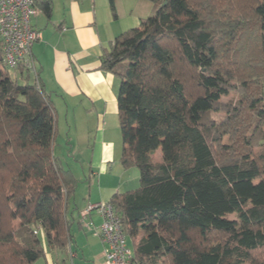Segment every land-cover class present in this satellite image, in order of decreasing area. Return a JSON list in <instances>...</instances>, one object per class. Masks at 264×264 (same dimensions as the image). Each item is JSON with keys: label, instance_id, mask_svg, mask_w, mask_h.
Returning <instances> with one entry per match:
<instances>
[{"label": "trees", "instance_id": "trees-1", "mask_svg": "<svg viewBox=\"0 0 264 264\" xmlns=\"http://www.w3.org/2000/svg\"><path fill=\"white\" fill-rule=\"evenodd\" d=\"M150 1L153 14L101 56L120 80L121 165L140 170L139 187L107 202L137 264H264V0ZM9 68L0 38V264H34L41 235L70 242L78 180L54 153L40 79Z\"/></svg>", "mask_w": 264, "mask_h": 264}, {"label": "crops", "instance_id": "crops-1", "mask_svg": "<svg viewBox=\"0 0 264 264\" xmlns=\"http://www.w3.org/2000/svg\"><path fill=\"white\" fill-rule=\"evenodd\" d=\"M49 1L50 14L42 5L43 11L33 19L40 37L32 47V54L39 79L54 105L58 132L60 129L64 133L60 141L56 137L54 153L75 177L74 168L81 164L83 173L89 172L90 179L87 175L84 177L88 179L89 186L77 185L76 194L68 205V218L71 225L77 219L79 228L82 230L85 225L92 234L83 233L84 240L78 243L70 225V242L61 248L48 245L49 251L44 248V264H104L105 244L98 231L103 217L100 212L92 211L83 218L81 212L90 203L109 201L117 191L136 188L133 179L125 178V175L132 171L136 180L139 171L133 167L132 170H121L117 173L120 174L119 179L117 174L107 170L111 162L117 163L114 143L107 141L103 128L96 131L93 144L80 142L77 140V124L79 119L101 116L103 110L118 112L119 78L101 68V56L117 35L136 26L138 18L140 20L144 15L119 21L118 0L114 8L109 0ZM61 117L64 118V129L60 128ZM88 166L89 171L85 168ZM95 180V192H91ZM80 189H84L83 194H79Z\"/></svg>", "mask_w": 264, "mask_h": 264}, {"label": "built area", "instance_id": "built-area-1", "mask_svg": "<svg viewBox=\"0 0 264 264\" xmlns=\"http://www.w3.org/2000/svg\"><path fill=\"white\" fill-rule=\"evenodd\" d=\"M48 0H0V38L3 42V59L10 68L22 64L38 81L39 73L32 54V47L40 37L33 25V18L42 11ZM92 211L101 213L103 219L98 231L105 244L104 264H137L134 250L129 247L120 216L108 202L90 203L81 213L89 216ZM37 233V230H35Z\"/></svg>", "mask_w": 264, "mask_h": 264}, {"label": "rangeland", "instance_id": "rangeland-1", "mask_svg": "<svg viewBox=\"0 0 264 264\" xmlns=\"http://www.w3.org/2000/svg\"><path fill=\"white\" fill-rule=\"evenodd\" d=\"M117 2H118L117 12L119 14L118 20L122 21V22H123V20L129 21L132 18L139 17V15H141V14L144 15V18L152 15L154 10H155V5H156L153 1H150V0H140V1H138V0H118ZM140 20L138 18V22H137L136 26L139 25ZM9 70H10V74L15 77L16 71L14 69H10V68H9ZM30 81H31V83H34L33 78H31ZM119 86H120V80H119ZM237 98H239V95L236 92L232 91L229 95L223 96L222 100L228 101V100L237 99ZM103 112H104V114H102L101 116L95 115L91 119L87 118L84 120H82V119L78 120V124H77L78 125V131H77L78 138H77V140H79L82 143L85 142L86 144H88V143L93 144L95 141V135L97 134L96 131H98L99 128H103V130H105V133L107 135V137H106L107 141H112L115 145V155H116L115 157H116V161H117L116 164L111 162L109 164V167L107 170L117 174L121 170L123 171L126 169L121 165V162H120L122 149H123V143H122V135H121V130H120L118 112L115 113V112H111L110 110H105V111L103 110ZM224 115H225L224 112L213 113V116L218 120L221 119ZM64 127H65L64 118L61 117L60 128L64 129ZM60 137H61V139L64 138V133L62 132V130L59 129V132L57 133V140L59 139V141H60ZM227 140L228 139L226 137L225 141H227ZM98 141H100V140H98ZM257 150H260V147H258ZM97 154H99V153H97ZM154 159H155V161H159L160 159H163L162 152L159 151L156 155H154ZM89 166L85 167L88 171L90 170ZM66 168H68V167H66ZM133 168H137V167H133ZM83 169H84V167L82 164L80 166L74 168L75 175L77 177L76 179L81 180V182L79 181L78 185L81 183L80 184L81 186H83V184H86L87 186H89L88 179L84 178L85 175H87L89 178V172L83 173ZM129 169L132 170V167L128 168V170ZM138 171H139V173H138V176L136 179L137 181L134 180V178H133L134 174L132 173V171H128V173H126V175H125V178L133 179L132 182L135 183L134 185H137L135 187H139V185H140V170H139V168H138ZM117 176L120 179V174H117ZM95 185H96V180L94 181V186H93L91 192H95ZM86 191L88 193V190H86ZM80 192L83 194L84 189H80L79 194H80ZM87 193H86V195H87ZM226 217L229 219H236L237 220L238 214L236 212L228 213V214H226ZM83 228L84 229H82V230L79 228V224H78L77 219L72 222L71 233L76 237V240L78 241V243L83 242L84 236H85L83 233L90 232L89 229L87 227H85V225ZM90 233L92 234V232H90ZM126 238H127L129 247L134 249V243H133L132 237L129 234H126ZM41 240H42V245L44 246V248L47 251H49L47 241L43 235H41ZM44 262H45V259L40 258L34 264H44Z\"/></svg>", "mask_w": 264, "mask_h": 264}]
</instances>
